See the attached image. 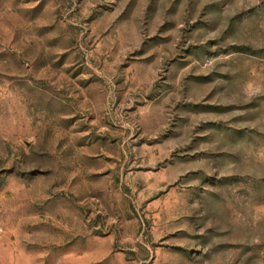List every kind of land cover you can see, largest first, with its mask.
<instances>
[{
  "label": "rangeland",
  "instance_id": "374dc122",
  "mask_svg": "<svg viewBox=\"0 0 264 264\" xmlns=\"http://www.w3.org/2000/svg\"><path fill=\"white\" fill-rule=\"evenodd\" d=\"M0 264H264V0H0Z\"/></svg>",
  "mask_w": 264,
  "mask_h": 264
}]
</instances>
